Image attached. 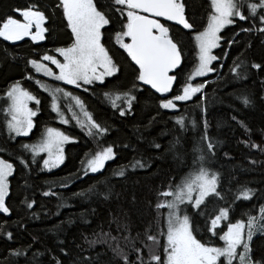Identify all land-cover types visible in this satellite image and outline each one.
I'll return each instance as SVG.
<instances>
[{
	"label": "trees",
	"instance_id": "obj_1",
	"mask_svg": "<svg viewBox=\"0 0 264 264\" xmlns=\"http://www.w3.org/2000/svg\"><path fill=\"white\" fill-rule=\"evenodd\" d=\"M180 2L185 4L186 19L194 27L182 30L165 25L182 51V63L175 73L177 80L171 96L179 90L194 65L193 35L203 29L210 13L207 0ZM57 3L58 0H0V20L6 16L22 20L13 9L29 6L38 7L46 16L45 39L39 42L28 37L19 41L0 38V158L12 163L14 168L5 200L9 214L0 213V264H124L123 255L130 264H139L136 248L140 249L139 255L145 264H156L150 262V254L162 256L163 250L147 236L165 230L167 209L159 210L161 218L157 224L155 204L158 200L170 199L159 193L168 190L169 185L174 187L194 167L192 146L206 147V142L201 141L205 131L215 145V156L209 154L205 163L220 173L217 192L221 196L209 195L198 209H193L191 204L182 206L196 224L195 235L211 246H222L218 236H212L205 228V220L210 227V220L220 207L229 209V220L221 221L218 232L225 230L229 222L238 219L246 222L249 215L257 217L258 225H264V220L259 219L260 209L264 207V33L256 30L262 26L259 18L234 19L221 33L222 41L214 52L218 57L212 67L215 71L193 82L203 83L205 87L191 100L178 102V112L160 109L158 97L135 81V65L115 43L113 26H106L102 29V43L118 66V72L103 84L74 91L93 119L108 129L96 140L76 125L67 128L56 123L50 99L36 86V77L27 64L30 59L37 60L71 43V32ZM94 3L103 7L109 5L110 0H94ZM242 11L247 14L246 7ZM110 14L120 15L119 12ZM114 27L120 29L119 24ZM245 28L252 30L243 31ZM234 63L241 65L237 68V72L242 73L240 78L230 71ZM254 63L260 68H252ZM27 76L31 79L25 78ZM17 81L40 103L31 104L37 114L29 135L13 138L5 127V95ZM133 83L139 89L135 92L137 100L130 112L126 110L125 116H120L119 111L105 101L103 93L124 90ZM242 97L249 100L247 105ZM179 114L187 117L186 131H181L174 123L173 117ZM47 127L62 131L73 141L64 146L63 163L49 173L43 171V155H38L33 162L31 153L21 148L23 143L38 142ZM156 144L160 147L156 148ZM173 144L175 148L169 150ZM253 144L257 147H252ZM107 145L113 146L115 158L106 163L102 173L84 175L82 162ZM21 158L25 159L27 167L20 163ZM135 160L145 167L131 168ZM121 168L125 169V175L114 176L113 172ZM97 181L110 187L107 200L103 196L87 195L86 190L92 184H96L98 192L108 191L104 183ZM62 183L69 186L61 187ZM242 187L252 190L249 200H235V194ZM45 191L50 195H43ZM80 191L86 192L85 197L73 195ZM27 203H32L33 207L28 208ZM104 233L110 234L109 242L91 246L86 242L85 238L99 240ZM249 245L253 259L264 258V234L257 231ZM117 246L122 255L114 253ZM13 249H20L24 255L9 256Z\"/></svg>",
	"mask_w": 264,
	"mask_h": 264
},
{
	"label": "snow or ice",
	"instance_id": "obj_2",
	"mask_svg": "<svg viewBox=\"0 0 264 264\" xmlns=\"http://www.w3.org/2000/svg\"><path fill=\"white\" fill-rule=\"evenodd\" d=\"M57 8H62L63 18L67 21V28L71 32V43L66 47H57L55 52L57 56L44 54L40 60L48 61L55 65L58 74L54 73L51 68L43 62L30 59L27 64L36 73H42L45 77H50L55 81H61L63 84L81 87V85H91L94 82L103 84L106 77H112L118 72V66L114 63L109 51L102 43V36L106 26L112 25L115 43L130 58L132 64L135 65L134 72L135 81L142 85H147L159 93L158 107L160 109L179 111L177 102H186L191 100L198 93H202L205 85L203 83L193 84L192 81L196 77H204L208 73L215 71L210 65L218 57L212 54V50L219 46L221 37L218 35L226 26L234 23V18L246 20L249 18H259L262 25L256 30L264 33V0L252 2V0H210L211 11L207 16L206 26L194 35L195 47L197 51V63L188 74L186 80L179 85L171 98L165 97V93H169L173 89V83L177 80L175 74L170 75L178 68L182 61V51L179 42L170 35L169 27H166L160 19L164 21H172L176 25H181L185 30H191L194 26L186 19L185 4L179 0H110V4L100 6L94 3V0H58ZM247 9L245 14L242 9ZM107 9V10H105ZM258 10H262L259 11ZM14 12L18 13L23 19H17L13 16H6L0 20V38L5 41H19L24 37H30L33 42L45 39L46 23L45 14L36 6H29L24 9L14 8ZM119 12V17L110 13ZM147 14V15H144ZM126 16V22L124 17ZM115 24L120 25V29L116 30ZM255 26V25H254ZM35 28L33 32L32 29ZM243 31H251L245 28ZM127 38L128 42H125ZM236 65L230 69L231 73L237 78L242 73L237 72ZM252 68H260L259 64H252ZM31 79L30 76L25 77ZM42 90L46 91L51 97V111L56 113L59 122L68 124L64 113L58 104L61 95L67 99L71 97L79 114L74 112L70 105H66L69 113L76 121L77 126L85 131V134L93 139L99 140L108 129L102 127L95 121L90 112L85 109L82 101L73 96L60 87H44L40 81H36ZM86 90V89H85ZM137 85L132 84L130 88L124 90H108L103 93L105 101L109 102L114 110L119 111L120 116H125L126 110L130 112L132 104L137 100L135 92L138 91ZM8 107L5 109L10 119L6 120L7 131L11 136L26 137L34 127L33 117L36 111L29 107V102L34 101L37 105L40 101L28 90L22 87L19 81L11 84L6 92ZM199 99H203L200 96ZM243 103L247 105L249 100L246 97L241 98ZM83 117V119L81 118ZM174 123L179 125L181 131L187 130V117L179 114L173 117ZM192 127L196 126V122L191 121ZM207 129V121L204 123ZM69 137L62 131L53 127H47L41 138L36 143H23L21 148L31 153L33 162L41 153H46L43 159V167L51 170L63 163L62 145L69 141ZM201 141L206 142V147L201 145H193L194 167L186 173L179 183L173 187L169 185L168 190L159 193L170 199L157 201L155 208L157 210L155 221L160 223V209H167L164 214L163 228L158 235H148L147 239L152 241L158 247H162L163 255L150 254V262L156 264H264V258L259 260L253 259L250 255L251 248L249 241L253 235L259 231L264 234V225L257 224V217L249 215L247 221L236 220L226 225V231L220 229L216 231L221 221L229 220V209L220 207L218 214L214 215L210 220V227L207 219L205 220V228L212 236H218L222 241V246H211L206 242H202L196 232V224L191 220L187 212L182 208L183 205L191 204L193 209H198L205 202V198L209 194H215L220 197L217 187L220 182V173L206 166L207 156H215L214 143L209 138L207 132L201 136ZM179 141L177 140V143ZM127 147V145H125ZM156 148L160 145L156 144ZM252 147H257L253 144ZM175 148V144L170 149ZM115 153L112 145L101 146L99 150L90 154L83 163L84 175L88 173H102L105 169L106 162L113 160ZM20 163L27 167L25 159L21 158ZM137 166L145 167L139 160H135L130 165L135 169ZM13 164L7 160L0 158V213L9 214V208L5 205V197L8 195L9 181L8 178L13 174ZM114 176L123 177L125 169L121 168L113 172ZM104 183L106 192H98L96 184H92L86 190L89 196H103L108 199L111 189L107 183ZM67 183H62L61 187H68ZM85 191L73 193L74 196L85 197ZM196 193L193 200V193ZM54 194V193H53ZM43 195L48 196L50 193L45 191ZM252 196V190L242 187L235 194V200H249ZM222 198V197H221ZM28 208H32V203H27ZM198 215L201 213H197ZM260 220H264V207L260 209ZM87 222V221H85ZM124 227H127L125 225ZM245 229L247 231L245 232ZM99 236V234H96ZM109 233H104L103 238L99 240H91L86 242L91 246L96 243H106ZM9 238L11 234L9 233ZM115 240V237H111ZM128 239L127 236L124 237ZM162 239V243H161ZM111 247V244H109ZM238 249H242L238 251ZM117 255H122L119 246L113 249ZM137 261L139 264H145L143 258L139 255L140 249L136 248ZM24 253L20 249L9 251V256L20 257ZM35 255V254H34ZM223 258V261H221ZM124 264H130L126 255H123Z\"/></svg>",
	"mask_w": 264,
	"mask_h": 264
},
{
	"label": "rangeland",
	"instance_id": "obj_3",
	"mask_svg": "<svg viewBox=\"0 0 264 264\" xmlns=\"http://www.w3.org/2000/svg\"><path fill=\"white\" fill-rule=\"evenodd\" d=\"M208 2H209V8H210V11H211V7H210V0H207ZM179 2H180V0H179ZM253 2H257V0H253ZM22 18V17H21ZM23 19V18H22ZM234 19H238V18H234ZM239 20V19H238ZM242 21V20H241ZM67 22V21H66ZM206 23H207V20H206ZM164 25H167V24H164ZM232 24H230V25H226L222 30H221V32L218 34L220 37H221V33L226 29V28H228L229 26H231ZM206 26V25H205ZM70 30V29H69ZM32 31L34 32L35 31V28H33L32 29ZM199 32V31H198ZM196 34V33H195ZM194 34V35H195ZM194 35H193V41H194V45H195V40H194ZM29 39H30V37H28ZM125 39V42H128L127 41V38H124ZM32 41V40H31ZM41 41V40H40ZM221 41H222V38L220 39V41H219V46H220V43H221ZM36 42H39V41H36ZM218 46V47H219ZM218 47L217 48H215V49H213L212 50V54L214 55V52L218 49ZM195 49H196V47H195ZM197 49L195 50V62H194V65L191 67V69H190V72H191V70H192V68L195 66V64L198 62L197 61ZM49 55H53V56H57V58L58 59H61L62 60V57H59L58 56V54L54 51L52 54H49ZM37 61L38 62H43L45 65H47L49 68H51L52 70H53V72L54 73H57L58 74V69H56V67H55V65H52L50 62H48V61H41L40 60V58H38L37 59ZM216 61V60H215ZM215 61H213L212 62V64L210 65V67L212 68L213 67V64L215 63ZM30 66V65H29ZM30 68H31V66H30ZM32 69V68H31ZM32 71H33V74H34V76L36 77V79H35V84H36V86L39 88V90L41 91V92H43L44 94H46L48 97H49V99H50V110H51V97L48 95V93L46 92V91H44V90H42V88H41V86L40 85H38L37 83H36V81H40L41 82V85H43L44 87H49V88H51V87H60V88H63L64 90H66L67 92H69V93H71L73 96H76L75 95V93H74V91H79V90H83V89H85V88H87V87H89V86H93V85H98V84H101V83H99V82H94L93 84H91V85H81V87H75V86H72V85H66V84H63V82H61V81H55L54 79H52V78H50V77H45V76H43L42 75V73H36L33 69H32ZM189 72V73H190ZM213 73V71L212 72H210V73H208L206 76H204V77H196V78H194L192 81H190L191 83H193L194 81H197V80H199V79H204V78H206V77H208L209 75H211ZM107 78H111V77H106L105 78V80L107 79ZM173 91V90H172ZM171 94H172V92H171ZM172 96L171 95H169L168 96V98H171ZM5 99H6V108L8 107V104H9V101L7 100V96L5 95ZM32 103H35L34 101H30L29 102V107L31 108V104ZM178 103V102H177ZM58 104H59V106H60V108H61V111L64 113V116H65V118L69 121V123L68 124H63V123H60L59 122V118L56 116V113H54V112H52L54 115H55V118H56V123L58 124V125H61V126H64V127H70V125H76L77 126V124H76V121L72 118V115L69 113V109H68V107L66 106V105H70L71 106V108H72V110L74 111V112H76L77 114H79V109L76 107V105H75V103H74V101L71 99V97H69V98H67V99H65V98H63L62 97V95H61V98L59 99V101H58ZM32 109V108H31ZM33 110V109H32ZM166 110V109H165ZM5 114H6V112H5ZM82 119H83V117H81ZM7 119H10V117L6 114V120ZM33 119V118H32ZM5 127H6V125H5ZM79 127V126H78ZM80 128V127H79ZM6 130H7V127H6ZM58 130V129H57ZM8 132V131H7ZM85 132V131H84ZM66 135V134H65ZM13 138H18V137H15V136H12ZM70 142H73L72 141V139L70 138L69 139V141L68 142H66V143H64L63 145H62V149H64V146L67 144V143H70ZM40 155H43V159L46 157V153H41ZM111 161V160H110ZM109 162V161H108ZM107 163V162H106ZM62 164V163H61ZM60 164V165H61ZM59 165V166H60ZM58 166V167H59ZM58 167H56V168H58ZM56 168H53V169H51V170H48V169H45L44 167H43V171L44 172H52L53 170H55ZM10 178V177H9ZM9 178H8V181H9ZM195 195H196V193L194 192L193 193V200L195 199ZM209 195H211V194H209ZM7 197V196H6ZM6 197H5V200H6ZM208 197V196H207ZM206 197V198H207ZM205 198V199H206ZM187 204V203H186ZM220 225H221V223H220ZM220 227V226H219ZM225 231H226V228H225ZM245 231H247V229H245ZM222 244H223V242H222ZM238 251H240L239 249H238ZM221 261H223V258H221ZM220 262H218V264H219ZM233 264H237V261H234L233 262Z\"/></svg>",
	"mask_w": 264,
	"mask_h": 264
},
{
	"label": "water",
	"instance_id": "obj_4",
	"mask_svg": "<svg viewBox=\"0 0 264 264\" xmlns=\"http://www.w3.org/2000/svg\"><path fill=\"white\" fill-rule=\"evenodd\" d=\"M144 15H147V14H144ZM157 19H160L161 22H162L163 24H167V25L174 26V27L180 28V29H182V30H185V29L182 28L181 25H176V24H175L174 22H172V21H164L162 18H157ZM24 38H26V37H24ZM181 63H182V61H181ZM180 66H181V64H180ZM180 66H179L178 68H176L175 70H173V72H170L169 74H170V75L175 74V73L179 70ZM174 86H175V81H174V83H173V89H174ZM144 87L147 88L148 90H150V91H151L153 94H155L157 97H160V94H159V93H155V91H154L153 89H151L149 86L144 85ZM173 89H172V90H173ZM171 92H172V91H170L169 93H165L164 96H165V97H168L169 95H171Z\"/></svg>",
	"mask_w": 264,
	"mask_h": 264
}]
</instances>
